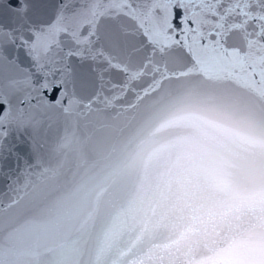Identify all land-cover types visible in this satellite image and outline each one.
I'll list each match as a JSON object with an SVG mask.
<instances>
[{
    "label": "snow or ice",
    "instance_id": "6c2138e0",
    "mask_svg": "<svg viewBox=\"0 0 264 264\" xmlns=\"http://www.w3.org/2000/svg\"><path fill=\"white\" fill-rule=\"evenodd\" d=\"M0 264H264V0H0Z\"/></svg>",
    "mask_w": 264,
    "mask_h": 264
}]
</instances>
